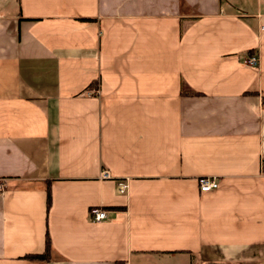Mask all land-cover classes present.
<instances>
[{"label":"crops","instance_id":"0c3cea01","mask_svg":"<svg viewBox=\"0 0 264 264\" xmlns=\"http://www.w3.org/2000/svg\"><path fill=\"white\" fill-rule=\"evenodd\" d=\"M263 96L264 0H0V264H264Z\"/></svg>","mask_w":264,"mask_h":264},{"label":"built area","instance_id":"2783aa9c","mask_svg":"<svg viewBox=\"0 0 264 264\" xmlns=\"http://www.w3.org/2000/svg\"><path fill=\"white\" fill-rule=\"evenodd\" d=\"M244 64L256 67L258 65V58L249 57L244 60ZM97 88H90L88 94H96L98 96ZM104 177H107V174H102ZM198 188L201 193H206L211 190L216 189L217 180L213 177H202L197 180ZM3 188V185L0 183V189ZM125 186L123 184L118 185V192L123 193L125 191ZM107 219V211L98 207H93L89 210V220L91 222H101Z\"/></svg>","mask_w":264,"mask_h":264},{"label":"trees","instance_id":"16d2710c","mask_svg":"<svg viewBox=\"0 0 264 264\" xmlns=\"http://www.w3.org/2000/svg\"><path fill=\"white\" fill-rule=\"evenodd\" d=\"M262 105L264 106V96L262 97ZM46 204H47V209H48L51 204V196H50L49 188H47V192H46ZM44 245H45V249L41 254L26 255L23 257V259L27 261H37V262L38 261H44V262L49 261L51 247H50V239H49L48 234L45 235Z\"/></svg>","mask_w":264,"mask_h":264}]
</instances>
